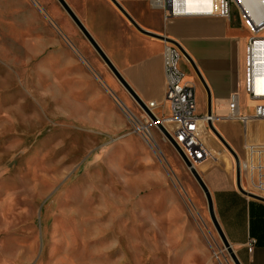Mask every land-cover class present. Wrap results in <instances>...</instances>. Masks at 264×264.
<instances>
[{
  "label": "rangeland",
  "instance_id": "rangeland-1",
  "mask_svg": "<svg viewBox=\"0 0 264 264\" xmlns=\"http://www.w3.org/2000/svg\"><path fill=\"white\" fill-rule=\"evenodd\" d=\"M66 2L89 32L117 21L110 0ZM229 23L249 34L233 2ZM146 117L57 0H0V264H234L177 151L150 120L138 129ZM207 132L211 191L235 168Z\"/></svg>",
  "mask_w": 264,
  "mask_h": 264
},
{
  "label": "crops",
  "instance_id": "crops-1",
  "mask_svg": "<svg viewBox=\"0 0 264 264\" xmlns=\"http://www.w3.org/2000/svg\"><path fill=\"white\" fill-rule=\"evenodd\" d=\"M135 2V10L123 6L143 29L177 40L192 58L210 91V108L215 117L212 123L237 154L242 153L245 141L264 140V134L260 133L239 142L234 129L241 128V123L224 118L228 112L229 95L236 90L240 92L242 113H245L242 98L253 106V102L241 91L244 46L250 33L246 38L238 39L237 28L230 26V20L215 16L165 20L162 9L151 7L149 0ZM111 8L118 15L117 21L114 23L99 15L100 26L90 25L91 35L142 101L145 104L154 101V113L161 117L168 116L163 69L165 42L141 33L116 7ZM180 66L185 73L184 80L194 86L196 112L207 113L205 87L188 60L183 59ZM256 121L260 123L262 120ZM262 128L264 131V125ZM208 147L211 149L209 144ZM207 161L194 167L198 169V165ZM211 189L216 217L240 262L264 264V203L242 195L235 181L229 178L223 186L215 185ZM249 237L256 239L251 251L247 248Z\"/></svg>",
  "mask_w": 264,
  "mask_h": 264
},
{
  "label": "built area",
  "instance_id": "built-area-1",
  "mask_svg": "<svg viewBox=\"0 0 264 264\" xmlns=\"http://www.w3.org/2000/svg\"><path fill=\"white\" fill-rule=\"evenodd\" d=\"M254 1L264 9V0ZM232 2L237 5L244 25L250 33L244 46L241 91L253 102V113L250 116L240 111V92L236 90L229 95L228 112L224 118L239 121L246 135L250 120L264 121V36L261 35L264 32V19L258 24L255 23L240 0L238 3L236 0H204L201 3H206L207 8L197 10L195 13H190L187 0H149L151 7L162 9L165 20L192 16H215L230 20ZM183 59L186 57L177 45L165 42L163 69L166 85L165 101L169 106V115L158 117L152 109L155 106L154 101L146 106L162 123L186 158L196 166L202 161L213 159L205 135L209 129L208 121L213 122L215 117L196 112L194 86L184 80L185 73L180 66ZM147 120H150L148 116ZM149 127L150 122L147 121L138 129L148 137ZM238 157L241 186L244 190L264 198V140L245 141L242 153L238 154ZM255 242V238L249 237L248 251L252 250Z\"/></svg>",
  "mask_w": 264,
  "mask_h": 264
},
{
  "label": "water",
  "instance_id": "water-1",
  "mask_svg": "<svg viewBox=\"0 0 264 264\" xmlns=\"http://www.w3.org/2000/svg\"><path fill=\"white\" fill-rule=\"evenodd\" d=\"M59 4L62 6V8L65 10V12L69 15V17L72 19V21L75 23V25L79 28V30L82 32V34L85 36V38L88 40V42L91 44V46L95 49V51L98 53V55L102 58V60L105 62V64L109 67V69L112 71L114 76L117 78V80L120 82V84L125 88V90L131 95V97L139 104V106L142 108V110L146 113V115L150 118L152 123L156 125V127L163 133V135L169 140L171 145L174 147V149L177 151L185 165L188 167L189 171L191 172L192 176L200 186L201 190L204 193V196L206 198L207 202V209L209 217L222 241V244L224 245L225 249L227 250L228 254L230 255L232 261L234 264H242L240 260L238 259L235 251L232 248V245L227 240L219 222L215 214L214 205H213V199L210 193V190L205 183L204 179L202 178L201 174L198 172V170L192 165V163L186 158V156L183 154L181 149L178 147L174 139L170 136V134L166 131L162 123L157 119V117L150 111V109L146 106L145 102L142 101V99L137 95V93L134 91V89L130 86V84L126 81V79L122 76V74L118 71L116 66L112 63L110 58L105 54V52L102 50L100 45L97 43V41L94 39V37L91 35V33L88 31V29L85 27L83 22L80 20V18L76 15V13L72 10V8L69 6V4L66 2V0H57ZM111 3L121 12V14L141 33L158 38L164 42H169L177 45L186 59L189 61L192 69L198 76L199 80L202 82L203 86L206 89L207 92V102H208V108H207V115L211 116V108H210V91L202 78L198 68L196 67L194 61L192 58L188 55L186 50L182 47V45L175 39L150 32L146 29H143L135 20L134 18L128 13V11L124 8V6L118 1V0H110ZM121 107V106H120ZM122 110L125 111V108H122ZM126 112V111H125ZM208 127L209 129L216 135V137L222 142V144L226 147V149L231 153L234 159V168H235V186L237 190L244 196L248 198H252L255 200H258L260 202L264 203V198L259 197L257 195H254L246 190L243 189L241 186V171H240V164H239V157L237 152L234 150V148L228 143V141L223 137V135L218 131V129L214 126L212 121H208Z\"/></svg>",
  "mask_w": 264,
  "mask_h": 264
},
{
  "label": "bare ground",
  "instance_id": "bare-ground-1",
  "mask_svg": "<svg viewBox=\"0 0 264 264\" xmlns=\"http://www.w3.org/2000/svg\"><path fill=\"white\" fill-rule=\"evenodd\" d=\"M204 0H187V7L190 13H195L197 10L206 9L207 4L201 3ZM238 3V0H236ZM243 6L252 16L255 23H259L264 19V9L254 0H240ZM213 133V132H212ZM214 134V133H213ZM216 136V135H215Z\"/></svg>",
  "mask_w": 264,
  "mask_h": 264
}]
</instances>
